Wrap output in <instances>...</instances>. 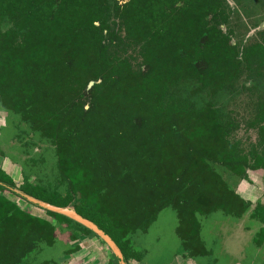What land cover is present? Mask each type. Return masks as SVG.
<instances>
[{
  "label": "trees",
  "instance_id": "16d2710c",
  "mask_svg": "<svg viewBox=\"0 0 264 264\" xmlns=\"http://www.w3.org/2000/svg\"><path fill=\"white\" fill-rule=\"evenodd\" d=\"M228 11L223 0H0V23L10 25L0 31L1 105L59 155L55 186L23 190L56 205L72 202L135 257L131 236L168 204L187 247L199 232L197 213L238 215L223 171L241 174L259 158L254 145L245 153L230 136L262 119L264 130V30L242 44L232 27L221 28ZM181 82L212 99L240 83L253 114L229 111L222 119L210 100L176 103L171 90ZM0 180L11 183L1 170ZM259 209L264 221V204ZM50 214L74 228L71 239L91 233ZM41 241L53 245L54 226L0 198V264H16Z\"/></svg>",
  "mask_w": 264,
  "mask_h": 264
},
{
  "label": "flooded vegetation",
  "instance_id": "af4514ba",
  "mask_svg": "<svg viewBox=\"0 0 264 264\" xmlns=\"http://www.w3.org/2000/svg\"><path fill=\"white\" fill-rule=\"evenodd\" d=\"M117 1L123 4L129 0ZM262 1L264 3V0ZM233 2L235 6L229 0H223L224 7L229 10V22L228 24H221V28L224 32H227L228 26L232 27L234 35L241 36V43L245 44L250 38L257 35V31L264 30V15L258 19L244 16L242 12L244 5L241 0H233ZM9 26L6 21H2L0 23V31L6 30ZM121 33L123 37L124 32L121 31ZM231 42L235 43L233 35L231 36ZM129 50L131 49L129 48ZM100 82L101 79L90 80L86 89L89 90L95 83ZM246 85L251 86L252 82L249 80ZM178 86V90L174 88L171 90L173 101L176 103L178 100H184L189 106L195 108L204 106L206 101L210 100L213 106L219 107L222 119L225 117L224 114L229 111L237 117L253 114V110L248 105L251 100L249 99V93L246 89L243 90L240 87V83L232 90L231 95L225 92L215 96L213 99L207 98L204 94H193L191 90L194 85L190 83L181 82ZM84 107L87 109L88 105L85 104ZM155 111L159 112L160 110L156 109ZM0 114V159L7 160L9 169L7 170L0 163V170L11 180V183L0 180V198L10 201L21 210L48 221L54 226L55 232L53 245H47L42 241L37 242L34 249L16 264H71L74 253L84 251L82 250L84 247L83 240H87L88 243L97 247L96 249L103 250L102 246H105L108 251V257L103 264H119V257L91 228L68 215L34 204L20 193L60 208L72 209L77 215L93 222L113 240L123 255L126 264H264V221L260 219V215L263 216V212L259 209V205L264 204V199L262 200L261 197L264 192L259 197H255V193L250 188V184L254 181L253 176L264 177V165H262L264 161L263 119L260 125L254 129L247 130L242 124L230 136V139L239 141L238 148L243 149L245 153L254 145L256 154L259 156V158L251 157L244 165L241 174L229 175L228 172L223 171L224 178L229 186L228 189L232 191L239 201L241 206L240 213L237 215L234 212H224L222 209L213 210L202 215L197 213L199 232L193 237L192 246L187 247L185 245L186 238L178 233L180 218L177 208L172 204H168L158 212L155 220L147 227L146 231L137 230L131 236L132 249L138 253V257H135L125 255L115 239L96 222L80 214L72 205V202L64 206L56 205L23 190L26 183L31 185L50 184L51 186H55L58 183L61 178L58 149L56 144L51 142L50 139L32 129L29 122L22 120L16 113L2 107L1 102ZM90 169L92 172L94 171L93 167H90ZM58 186L62 188L64 186L68 187L65 182L63 185L58 184ZM61 187L59 190H62ZM71 193L74 195L73 192ZM11 196H14V198H11ZM21 202H25L26 205H21ZM32 208L42 210L44 215L34 213ZM50 213L67 217L71 221L86 227L91 233L88 235L79 234L77 238L71 239L70 235L74 228L66 224L61 218H56ZM163 213L171 215L173 221L172 233H174L177 241L173 238L174 242L171 245L165 244L159 248V246L157 247V241H162L161 233L154 231V237L152 238L151 231ZM235 224L238 226V231L241 235L231 234L235 232L233 230ZM222 227H224V230H222ZM252 231L253 233L248 238L247 235ZM232 236L235 237L234 245L238 246L237 250H233L226 244L227 239ZM82 257L89 264L98 259L95 254L92 255L88 248L82 254Z\"/></svg>",
  "mask_w": 264,
  "mask_h": 264
},
{
  "label": "rangeland",
  "instance_id": "374dc122",
  "mask_svg": "<svg viewBox=\"0 0 264 264\" xmlns=\"http://www.w3.org/2000/svg\"><path fill=\"white\" fill-rule=\"evenodd\" d=\"M233 6H235L233 0H229ZM242 4L244 5V9L242 11L241 7V11L243 12L244 16H248L251 17L253 19H258L260 17H262L264 15V3L263 1L261 2V0H241ZM242 5V6H243ZM239 6V5H238ZM1 115V114H0ZM0 163L2 164L3 167H5L7 170L8 167V163L7 160L4 159H0ZM14 166V165H13ZM253 183L250 184V188L253 190V192L255 193V197H259L260 194L262 192H264V177L261 178V176L257 177V176H253ZM18 180H20V178H18ZM20 183V181H18ZM262 200L264 199V193L261 196ZM11 198H14V196H11ZM21 205H26L25 202H21ZM32 211L34 213L40 214V215H44V212L38 208H32ZM172 228H173V221H172V217L170 214L168 213H163L162 215H160L159 219L157 220L154 229L151 231V236L152 238L154 237L153 232L157 231L161 233V238L162 241L158 240L157 241V247H163V245L165 244H172L174 242V239L177 241V238L175 237L174 233H172ZM222 230H224V227H222ZM233 230L235 232L231 233L232 235L234 234H238L241 235L238 231V226H236V224L234 225ZM252 232H249V235H247L248 238H250ZM246 236V235H245ZM67 238V237H66ZM174 238V239H173ZM231 239V240H230ZM238 241V240H237ZM82 242H84V247L82 250L84 251H80L79 253H74V258L71 259V264H89L88 261H86L83 257L82 254L85 252V250H90L92 255L95 254V257L98 258L96 259V261H92V264H103L106 262L107 257H108V251L105 248V246H102V249H96L97 247L91 245V243H88L87 240H83ZM161 242V243H160ZM94 244V243H92ZM227 246H230L233 250H237L238 246L234 245L235 244V237H230L229 239H227L226 241ZM237 246V247H234ZM92 249V250H91Z\"/></svg>",
  "mask_w": 264,
  "mask_h": 264
},
{
  "label": "water",
  "instance_id": "95a60500",
  "mask_svg": "<svg viewBox=\"0 0 264 264\" xmlns=\"http://www.w3.org/2000/svg\"><path fill=\"white\" fill-rule=\"evenodd\" d=\"M23 195L28 201L37 204L43 208H46L48 210L58 212L61 214H65L70 216L71 218L77 220L78 222L82 223L83 225L91 228L94 232H96L111 248L113 253L119 257V264H126L123 255L121 254L119 248L116 246V244L113 242V240L105 233L103 232L97 225H95L93 222L88 221L84 219L83 217L77 215L72 209L69 208H60L45 202H42L40 200H37L31 196L24 195L23 193H20Z\"/></svg>",
  "mask_w": 264,
  "mask_h": 264
}]
</instances>
